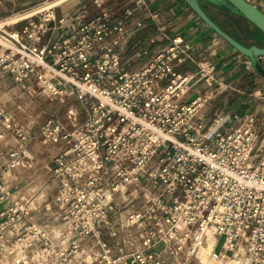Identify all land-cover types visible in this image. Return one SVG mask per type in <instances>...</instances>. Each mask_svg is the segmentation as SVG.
<instances>
[{"label":"built area","instance_id":"built-area-1","mask_svg":"<svg viewBox=\"0 0 264 264\" xmlns=\"http://www.w3.org/2000/svg\"><path fill=\"white\" fill-rule=\"evenodd\" d=\"M135 5L140 9L142 0ZM132 13L126 9L113 19L102 9L88 18L86 4L79 3L59 16L46 8L19 29L0 28V74L32 81L53 100L62 101L71 89L87 107L72 131L61 132L52 118L40 125L45 138L64 142L52 169L62 227L32 222L19 229L28 203L4 198L0 254L35 245L45 264H188L210 232L219 247L212 249L213 260L242 246L247 264H264V100L249 112L205 117L209 93L184 97L202 73L207 85L211 76L200 69L196 80L175 69V62L190 59L180 36L132 69L120 50L133 33ZM0 127V143L8 131L27 138L2 108ZM8 157L9 165L20 164L17 151ZM131 185L140 188L143 205L126 214L124 226L139 227L140 249L114 254L102 232L110 226L112 195ZM89 237L96 250L81 243Z\"/></svg>","mask_w":264,"mask_h":264},{"label":"crops","instance_id":"crops-1","mask_svg":"<svg viewBox=\"0 0 264 264\" xmlns=\"http://www.w3.org/2000/svg\"><path fill=\"white\" fill-rule=\"evenodd\" d=\"M16 1L19 2L18 6H22L39 3L41 0L5 1L0 4V13ZM135 1L106 0L98 6L93 0H64L51 7L54 10L65 3L64 6L62 5L65 10L56 13L59 16L64 11L74 9L79 3H84L88 9V18L96 16L102 9H107L112 13L113 19L121 18L126 9L132 8L133 13L128 21L132 24L133 33L128 43L120 47L122 57L132 61V69L139 68L170 44L172 37L180 36L190 51V59L183 63L175 62L173 64L175 69L181 73L196 74V80L200 79V69L209 72L211 76L208 79L211 85H207L203 81L204 73H202L201 79L188 89L184 97L188 100L196 95L195 92L209 93L211 98L203 111L205 117L218 111L227 115L234 112H249L257 103L264 100V56L258 58L256 67L251 66L247 57L214 33L185 0H142L143 5L140 9L136 7ZM248 1L264 12V0ZM43 2L45 1L41 3ZM198 3L221 29L239 43L245 46H264V34L236 12L227 8L222 9L210 0H198ZM139 49L144 50L145 53L137 58L135 53ZM65 101L71 102L69 108H75L77 115H73L69 108L65 109V103H60L58 109H53L46 118L57 120L61 125V132L74 130L83 123L87 115V107L76 99L71 89H67ZM60 107H62L61 114H59ZM15 126L19 128L16 118ZM26 137L25 141L17 139L14 148L9 147L2 153L0 151V201L4 198L20 196L28 203L30 210L19 224V229L32 222L57 223L54 205L57 181L53 177L52 169L55 155L64 147L62 140L47 139L42 133L40 139L32 142V137L29 139L27 134ZM13 150L17 151L25 162L33 163L28 175V171L19 174L18 165H9L8 153ZM23 181L24 185L19 186L18 184ZM29 185L31 187L27 188ZM25 188L30 194L28 198L22 196ZM212 249L219 250V247L214 243Z\"/></svg>","mask_w":264,"mask_h":264},{"label":"rangeland","instance_id":"rangeland-1","mask_svg":"<svg viewBox=\"0 0 264 264\" xmlns=\"http://www.w3.org/2000/svg\"><path fill=\"white\" fill-rule=\"evenodd\" d=\"M41 1H39V3L22 6H18L19 2L17 3L16 1L15 4L10 5V7L6 8L3 13H0V20L9 18L17 13L30 11L34 7H38ZM62 5L64 6L65 3H63ZM62 5L54 8L53 11L55 14L60 10H65V7H62ZM38 12L40 11H37L35 13ZM35 13L33 15L24 17L14 23L7 21L8 23L4 24L2 26V29H19L23 25H25L28 20L36 19L37 15H35ZM60 103H65V109H68L71 106V102L67 103L65 101V97L62 101L47 98L40 92L38 87L32 81L17 83L13 81L8 75L0 74V108H3L12 115H15L14 117L16 118V123L19 128L28 135L29 139L32 137L31 142L41 138L40 124L49 117L48 114L52 113L53 109H58V105H60ZM69 109L72 111L73 115H77V111L75 110V108ZM61 113L62 107L59 108V114ZM15 142H18L17 137L15 136V134L8 131L5 135V138H3L0 143L1 153L9 149V147L14 148ZM29 143L30 140L28 142V145ZM32 167V162H25V159H21L20 164L18 165L19 174H22L28 170L30 171ZM29 171L27 175L29 174ZM18 185H24V181L20 182ZM30 187L31 185H29L27 188ZM27 188L23 189L22 196H24L25 198H28L30 195L27 192ZM157 192L158 190L155 189L154 191H152V194L155 195L157 194ZM112 198L113 211L109 215L110 226L102 232V235L109 241L111 250L114 254H128L130 252H133L134 250L140 249L137 237V231H139V227L137 225L132 227L124 226V218L126 214L130 211L141 209L143 205L140 188L136 185H131L128 187L124 186L123 190L115 192L112 195ZM55 226H57L56 228L62 227L58 225V223H56ZM113 231H115V235L111 237L110 233ZM59 232L60 231L57 232L58 237L56 235L57 240H60ZM206 233H209L211 235L210 232ZM65 234H67L66 229ZM67 238L68 237L65 236V243H67ZM81 243L85 245V248H92L95 250L97 249V246L95 245V239L93 237L81 239ZM200 245L201 243H199V245L195 248L194 253L188 260V264H203L200 262L197 253V249ZM230 259H241L242 264H247L242 246L236 249L233 254L228 253L224 258L217 259L221 260L222 263H219V261L217 260H213L210 254L207 263L204 264H226V262ZM0 264H45V260L39 254H36L35 245H31L25 251L15 249L12 251V253H7L6 251L2 252L0 254Z\"/></svg>","mask_w":264,"mask_h":264},{"label":"water","instance_id":"water-1","mask_svg":"<svg viewBox=\"0 0 264 264\" xmlns=\"http://www.w3.org/2000/svg\"><path fill=\"white\" fill-rule=\"evenodd\" d=\"M216 1L219 4H229L230 9H234L237 14L251 22L264 34V12L253 5L248 0H210ZM188 6L194 13L218 36L223 38L234 49L247 57L251 66L256 67L258 58L264 56V46L259 47L256 45L245 46L235 40L232 36L221 29L201 8L198 0H185Z\"/></svg>","mask_w":264,"mask_h":264},{"label":"bare ground","instance_id":"bare-ground-1","mask_svg":"<svg viewBox=\"0 0 264 264\" xmlns=\"http://www.w3.org/2000/svg\"><path fill=\"white\" fill-rule=\"evenodd\" d=\"M62 1H64V0L45 1L43 3H40L38 7H34L30 11H26L24 13H17L11 17L8 16L9 18H6L4 20H0V28H2V26L4 24H7L8 23L7 21L14 23V22H16V21H18L24 17L33 15L37 11H42L43 9H46L48 7H51V6H56L57 4L61 3ZM0 41H1V39H0ZM27 120H28V118H27ZM125 197H127V196H125ZM57 237H58V235H57ZM214 243H215V240H214L213 236H211L209 233H205L203 240L201 241V245L197 249V253H198L199 260L201 263H203V264L207 263L209 255L212 254V247H213ZM217 261H219V263H222L221 260H217ZM226 264H242V262H241V259H230L226 262Z\"/></svg>","mask_w":264,"mask_h":264},{"label":"trees","instance_id":"trees-1","mask_svg":"<svg viewBox=\"0 0 264 264\" xmlns=\"http://www.w3.org/2000/svg\"><path fill=\"white\" fill-rule=\"evenodd\" d=\"M218 7H220V8H222V9H225V8H227V9H229V10H231V11H233V12H236L234 9H230L229 8V4H227V3H225L226 5H222V4H219L218 2H216V1H213Z\"/></svg>","mask_w":264,"mask_h":264}]
</instances>
